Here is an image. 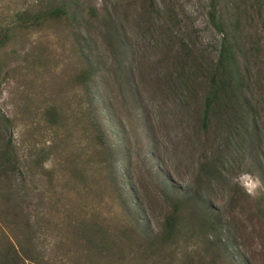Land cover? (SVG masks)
I'll list each match as a JSON object with an SVG mask.
<instances>
[{
	"label": "rangeland",
	"instance_id": "374dc122",
	"mask_svg": "<svg viewBox=\"0 0 264 264\" xmlns=\"http://www.w3.org/2000/svg\"><path fill=\"white\" fill-rule=\"evenodd\" d=\"M40 1L67 14L32 23L33 0H0V116L33 230L0 193V248L41 247L47 264H264V195L233 183L264 180V0H221L239 89L208 109L210 0Z\"/></svg>",
	"mask_w": 264,
	"mask_h": 264
},
{
	"label": "trees",
	"instance_id": "16d2710c",
	"mask_svg": "<svg viewBox=\"0 0 264 264\" xmlns=\"http://www.w3.org/2000/svg\"><path fill=\"white\" fill-rule=\"evenodd\" d=\"M221 0H210L209 16L212 25L221 35V48L219 51L218 63L211 73V85L209 95L206 101V109L210 107L216 96L222 95L226 97L234 96L238 89V61L237 50L235 46L229 42L228 28L232 25L231 19L226 20L223 10H220ZM67 5L62 3H54L47 6L43 5L40 0H33L31 13V22H39V19L54 18L58 19L67 14ZM35 9V10H34ZM27 11L26 13H28ZM82 82L87 84L86 74L81 75ZM51 115V112L48 113ZM10 120L5 116H0V190L4 189L1 193L2 200L8 208L13 211L10 212L14 224L17 228L23 229L24 232H33L31 230L32 224L30 219L24 215L22 209L21 199L25 197V176L19 165V159L15 151V146L9 131ZM99 140L101 139V132L99 130ZM102 141V140H101ZM17 199V203L13 202V198ZM12 202L13 206L9 203ZM18 208V211L16 210ZM21 209V211H20ZM179 209V203L174 202V212L167 216L165 220L166 231L163 234V239L172 238L174 228L178 221V216L175 211ZM21 212L23 214H21ZM25 219L23 221L22 219ZM33 248V254L24 251L22 246L16 247L14 243H8L4 249L0 248V264H25V259L32 260L37 264H47L43 259L42 248L38 250ZM28 250L30 248L28 247ZM29 253V254H28Z\"/></svg>",
	"mask_w": 264,
	"mask_h": 264
},
{
	"label": "clouds",
	"instance_id": "9594fccd",
	"mask_svg": "<svg viewBox=\"0 0 264 264\" xmlns=\"http://www.w3.org/2000/svg\"><path fill=\"white\" fill-rule=\"evenodd\" d=\"M233 183L253 200L260 199L264 195V180L251 172L241 170L233 177Z\"/></svg>",
	"mask_w": 264,
	"mask_h": 264
}]
</instances>
